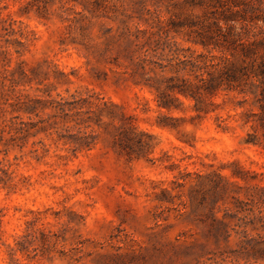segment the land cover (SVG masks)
Instances as JSON below:
<instances>
[{
	"label": "rangeland",
	"instance_id": "obj_1",
	"mask_svg": "<svg viewBox=\"0 0 264 264\" xmlns=\"http://www.w3.org/2000/svg\"><path fill=\"white\" fill-rule=\"evenodd\" d=\"M100 1L102 17L85 9L87 0H0L7 6L3 14L16 20L17 32L0 37V50L10 51L11 58L9 62L3 55L0 69L11 74L25 61L23 68L37 76L18 87L24 97L72 98L92 91L125 114L124 121L89 129L100 134L98 143L76 156L55 143L40 160L27 156L15 161L17 150L11 151L6 163L13 162L16 179L27 175L31 184L16 191L0 185V264H204L215 246L207 241L202 223L208 210L201 200L209 186L201 176L217 170L247 186L231 176L239 162L251 184L264 186V153L243 143L252 127L243 125L242 113L251 105L241 107L242 97L224 102L223 96L216 99L220 106L215 111L200 116L188 99L180 109L160 110L155 94L136 85L128 72L130 62L118 36L122 21L138 16L139 0ZM140 1L155 11L162 0ZM28 2L29 9L21 11ZM162 3V18L182 54L202 52L189 39L191 29L171 24L200 9L184 0ZM129 22L134 26L137 19ZM16 38L26 44L21 55ZM163 115L181 118L175 122L178 128L159 125ZM122 125L135 127L133 139L126 142L132 149L115 145ZM65 154L70 157L61 156ZM240 192L244 196L245 190ZM29 229L43 232L36 233L30 255L18 252L17 261L12 260L8 244Z\"/></svg>",
	"mask_w": 264,
	"mask_h": 264
},
{
	"label": "trees",
	"instance_id": "obj_2",
	"mask_svg": "<svg viewBox=\"0 0 264 264\" xmlns=\"http://www.w3.org/2000/svg\"><path fill=\"white\" fill-rule=\"evenodd\" d=\"M87 1L89 6L85 5V9L97 17L104 16L98 14L102 7L100 0ZM162 2L151 11L145 1H137L138 16H127L118 31L123 57L130 62L128 72L135 84L148 87L155 94L160 110L180 109L188 99L194 102L192 108L197 116L215 111L220 106L217 98L224 96L226 102V98L242 97L238 101L241 107L251 105L242 113L243 125L252 127L243 143L257 146L264 153V0H184L201 12H190L184 18L173 19L171 24L172 28L191 29L193 37L189 39L203 47L202 52L191 55L182 54L183 49L171 35L172 29L165 25ZM30 3L21 11L29 9ZM5 9L7 6L0 4V37L17 33L16 20L10 13L5 16ZM130 19H137L136 25L131 26ZM142 23L145 28L140 26ZM14 43L21 47L16 50L21 55L26 44L18 38ZM0 47H3L1 41ZM3 55L11 62L10 51L0 50V58ZM24 64L25 61L20 62L19 70L11 74L8 69H0V185L11 191L31 184L30 176L16 179L11 170L13 162L6 163L12 150H17L15 161L27 156L40 160L55 143L76 156L98 143L100 134L89 129L113 125L118 118L125 120V114L114 109L117 104L92 91L86 95L73 94L72 98L24 97L18 87L32 83L37 77L28 74ZM49 109L52 112H46ZM9 114L12 115L8 117ZM180 119L163 115L159 125L177 129L175 122ZM120 129L115 145L130 148L126 142L133 139L135 127L122 125ZM61 156L70 157L69 154ZM236 164L238 170H233L231 176L247 181V186L238 180L231 181L228 175L217 170L201 176L208 180L209 186L201 200V206L208 210L202 223L207 227V241L215 246L208 252L210 256L204 264L264 262V186L251 184L244 176V167L239 162ZM243 190L244 196L240 192ZM219 212H223L222 217L218 216ZM37 232L43 231L29 229L24 235L16 236L14 244H8L12 260L17 261L18 252L30 255ZM46 238L43 249L47 251L50 246Z\"/></svg>",
	"mask_w": 264,
	"mask_h": 264
},
{
	"label": "clouds",
	"instance_id": "obj_3",
	"mask_svg": "<svg viewBox=\"0 0 264 264\" xmlns=\"http://www.w3.org/2000/svg\"><path fill=\"white\" fill-rule=\"evenodd\" d=\"M5 264H6V262H5Z\"/></svg>",
	"mask_w": 264,
	"mask_h": 264
}]
</instances>
